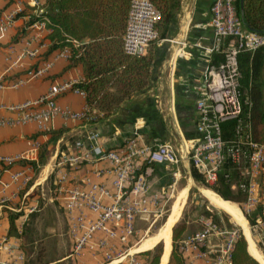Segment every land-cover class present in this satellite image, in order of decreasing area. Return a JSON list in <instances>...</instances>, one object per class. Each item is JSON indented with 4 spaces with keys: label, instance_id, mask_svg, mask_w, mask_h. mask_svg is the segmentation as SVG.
Segmentation results:
<instances>
[{
    "label": "built area",
    "instance_id": "2783aa9c",
    "mask_svg": "<svg viewBox=\"0 0 264 264\" xmlns=\"http://www.w3.org/2000/svg\"><path fill=\"white\" fill-rule=\"evenodd\" d=\"M239 0H214L210 7L212 15L210 25L213 38L210 43H194L196 56L204 62L202 76L195 79L192 85L195 94V123L198 136L186 140L182 150L171 141L146 142L143 134L136 129L126 144L117 149H107L101 144L98 130L86 132L75 142V150L63 157L61 165L69 163L75 167L81 162L109 161L113 164L112 172L116 175L118 193L111 195L100 182L83 184L74 183L66 172L57 181L56 197L62 199L73 222L75 234L74 252L82 253L87 248L106 250L109 240L122 242L125 249L119 254V262L137 264L132 257L131 249H126L135 234V223L138 218L159 217L169 190L153 192L151 182L145 175H136L140 162L160 164L171 171L172 179L181 174V165L186 158L191 166L203 168L204 182L208 186L218 184L221 174L229 181L231 191H238L245 197L246 215L254 217V229L264 238V141H258L253 134L251 122L252 102L244 97L242 91V71L239 58L249 52L256 54L264 51V33L248 29L241 18L238 8ZM34 15L46 13L40 0H34ZM23 9H14L0 14V40L4 39L15 26ZM32 16V17H33ZM31 17V18H32ZM161 12L152 0H131L123 34V48L127 54L146 56L153 42L159 39L157 24ZM47 18L36 20L30 27L38 29L22 43L18 60L40 59L42 62L27 69L15 80L0 77V88H18L36 78L47 75L63 60H70L72 49L65 47L54 52L51 58L43 59V53L50 42L42 40L41 32L48 30ZM40 32V33H39ZM73 46L83 48L85 43L73 40ZM193 57L191 52H179ZM221 55V60L214 62ZM79 79L57 82L44 94L35 99L19 103H0V127H14L35 124L40 131L53 129L57 118L68 121H93L96 118V107L88 103L81 110L63 106L58 97L72 92L86 98V92L77 86ZM232 122L231 136H226L224 124ZM39 148L32 143L29 150L13 154L0 155V164L5 166L13 184L27 185L31 179L32 168L25 167L20 171L11 168L25 159H32ZM126 182H131L125 189ZM111 198L106 203L101 198ZM7 197L0 198L6 202ZM75 213L80 216L76 217ZM204 231L182 240L181 250L187 264H232V250L237 240L235 234L220 248L210 246L209 237L215 236V225L205 221ZM81 229V232H77ZM104 238L99 239L98 235ZM129 246V245H128ZM12 247V246H11ZM10 250L13 249V247ZM1 249V246H0ZM121 248H119V251ZM116 251V250H114ZM112 250L105 252L111 264L117 263ZM23 254L15 260H1L0 264H22Z\"/></svg>",
    "mask_w": 264,
    "mask_h": 264
},
{
    "label": "crops",
    "instance_id": "0c3cea01",
    "mask_svg": "<svg viewBox=\"0 0 264 264\" xmlns=\"http://www.w3.org/2000/svg\"><path fill=\"white\" fill-rule=\"evenodd\" d=\"M40 1L46 6L48 0ZM213 1L172 0V17L165 26V37L152 46L149 85L143 92L134 95L133 100L123 103L110 113H105L96 106L97 114L93 122L87 120L65 122L63 118H57L53 126L57 132L55 137L53 134L40 131L35 124L0 127V155L17 154L29 150L34 142L39 144L32 159H25L11 168L14 172L25 167L32 168V179L27 185L19 187L18 184H13L6 188L5 183L11 179L9 174L4 172L5 166L0 164V198L7 197L6 202H0L1 260H15L19 254H23L22 264H58L70 257L78 256L74 252V221L69 216L63 200L56 197L59 177L66 172L74 183L84 185L89 182H100L111 195L118 193L116 175L112 172L113 164L109 161L94 163L84 161L75 167L69 163L61 165L63 157L73 153L76 140L86 132L98 130L101 144L107 149L123 147L136 129L143 134L146 142L171 141L181 150L186 140L198 136L195 123L196 96L192 85L195 79L202 76L204 62L196 56L197 50L193 45L196 42L208 44L213 38V28L210 25L212 18L210 7ZM14 9L23 10L15 26L4 39L0 40V77L7 80L17 79L28 68L42 62L40 59L28 58L18 60L22 43L38 32V29L30 27L29 23L36 9L34 0H0V14ZM49 33V29L43 30L42 40L50 42L46 39ZM123 34L124 32L120 35L121 39ZM78 40L83 41L85 45L96 41L91 37ZM180 51L191 52L194 56L185 54L184 57H178ZM53 54L54 52L48 58ZM69 63V60L61 59L41 78L18 88H0V103H19L35 99L57 82L75 79L85 81L84 66L79 64L70 67ZM58 102L63 106L81 110L87 99L79 94L67 92L58 97ZM30 161L34 163H24ZM183 166L192 176V166L186 158L183 160ZM136 175L147 176L153 192L168 190L171 186L169 183L173 180L171 171L166 167L146 162L139 163ZM53 185L54 189H51ZM130 185L131 182H126L125 189ZM101 198L106 203L111 201V198L105 195H101ZM47 215H50L48 219ZM75 216L80 215L75 213ZM146 220L147 218L136 220L134 235L140 237L145 235L137 246L148 238L146 234L150 226L145 230L138 227L140 221ZM77 232H81V229H77ZM98 238H104L103 234H99ZM162 241L138 253L152 251L163 243ZM108 244L109 248L106 250L94 248L86 250L92 251L90 253H94L99 261L106 251L119 250L124 246L117 239L109 240ZM11 246H14L12 250ZM137 246L134 248L129 244L126 249L131 247V252L136 253Z\"/></svg>",
    "mask_w": 264,
    "mask_h": 264
},
{
    "label": "trees",
    "instance_id": "16d2710c",
    "mask_svg": "<svg viewBox=\"0 0 264 264\" xmlns=\"http://www.w3.org/2000/svg\"><path fill=\"white\" fill-rule=\"evenodd\" d=\"M161 12L157 24L159 39L165 37V26L172 17V0H152ZM131 0H48L46 13L34 15L29 23L47 18L50 33L46 39L50 41L48 49L43 53L47 59L53 52L65 47H71L72 54L69 66L82 64L85 68V81L77 84L86 92L87 103L98 107L105 113H110L123 103L133 100V96L144 91L149 85L153 59L152 46L149 55L134 56L127 54L123 48L120 35L125 31ZM238 8L244 25L260 33H264V0H239ZM91 37L96 41L86 44L83 48L73 46V40ZM261 51L252 60L249 52L241 54L240 68L242 71V91L244 97L252 102L251 122L256 140L264 141L262 124L264 123L263 82L260 80L262 69ZM221 60V55L214 62ZM94 121V120H93ZM92 121V122H93ZM233 123L224 124L226 136H231ZM48 134L57 135L55 129ZM25 164L34 162H24ZM37 168V167H36ZM195 180L204 183L202 172L191 167ZM211 188L227 201H244V195L235 196L229 187L225 174H221L218 184ZM174 230V241L180 238L181 231ZM162 250H163V243ZM159 244V245H161ZM158 245V246H159ZM162 250L153 257L150 264H159ZM151 251H147L149 253ZM42 262V259L39 258ZM168 264H187L184 255L176 246L172 250ZM232 264H260L248 250V242L240 236L235 241L232 250Z\"/></svg>",
    "mask_w": 264,
    "mask_h": 264
},
{
    "label": "rangeland",
    "instance_id": "374dc122",
    "mask_svg": "<svg viewBox=\"0 0 264 264\" xmlns=\"http://www.w3.org/2000/svg\"><path fill=\"white\" fill-rule=\"evenodd\" d=\"M262 56V69L260 74V80L263 82V94H264V52H260ZM252 58L254 57L253 54H251ZM262 137L264 140V123L262 124ZM74 141V139H73ZM171 186L169 187L168 194L166 195L165 199L169 198L167 203H165L164 208L162 209V212L159 217L155 219L151 215V217L147 218L146 221H140L139 222V229L145 230L148 229V232L146 234V237L149 235H153L156 233L162 225L167 221L169 218V215L171 214V209L173 208L174 202L177 200L178 194L186 189L185 196L182 203V210H181V216L178 220V222L173 227L172 232V250L174 248V245L176 246L178 251H181V242L182 240L188 238L189 236H193L194 234L204 231L205 229V221L210 220L215 225L216 232L215 236L209 237V243L210 246L214 249L220 248V246L225 243L233 234L238 238L240 236H243L245 239L244 231L242 229V226H240L238 223H236L232 217L222 209H219L204 193V189L209 188L213 190L210 186L205 184V182H199L195 180L190 173L185 169V167L181 165V174L177 179H173L169 183ZM51 189H54V185ZM214 191V190H213ZM49 192V191H48ZM215 192V191H214ZM232 194L235 196H240V192L238 191H232ZM224 199V198H223ZM233 204H236L245 218L247 219L248 225L250 227V230L253 234V237L257 243L259 251L263 254L264 253V238H262L260 232L256 231L253 227L255 220L254 217L257 215V213L252 214V216L249 218L246 215V204H245V197L244 201L236 202V201H230ZM51 215V213H49ZM50 215H47V219L50 217ZM44 222V220H42ZM185 225L187 228L183 231H181L180 238L174 241V230L176 229V233L180 229H182L181 226ZM145 235L140 237L137 235H134L133 238H130L129 244L132 246H137L138 242L141 239H144ZM43 238V237H38ZM128 244V245H129ZM130 247V248H131ZM70 250V247H68ZM125 247L123 246L121 250H116L113 252V257L116 258L117 263L113 264H126L125 260L123 262H119V253L124 251ZM162 250V244L157 246L154 250H152L149 253L143 252V253H132V257L137 260V264H150L153 257L158 253L159 254ZM166 250V249H165ZM92 251L85 250L82 253H79L78 256H73L67 259L66 261L58 264H111V259L108 258V256L105 255V253L102 254L99 261L95 258V254L90 253ZM101 255V254H98ZM264 255V254H263ZM171 256V255H170ZM170 260V259H169ZM186 261V260H185ZM169 263V262H168ZM201 264V262L199 263Z\"/></svg>",
    "mask_w": 264,
    "mask_h": 264
},
{
    "label": "bare ground",
    "instance_id": "6f19581e",
    "mask_svg": "<svg viewBox=\"0 0 264 264\" xmlns=\"http://www.w3.org/2000/svg\"><path fill=\"white\" fill-rule=\"evenodd\" d=\"M185 190L178 194L177 200L173 204V209L168 222L164 223L156 233H154L153 235H149L148 238L143 240L139 244V246H137L135 252L152 248L159 241L164 240L165 243L163 241L162 242L163 246H165L166 253L164 252V257L162 256L163 258L161 259L160 264H168L172 250V227L180 218L182 203L186 192ZM204 193L206 194L205 196H207L219 209L227 212L236 223L242 226L244 235L248 242L249 252L260 262V264H264V253L262 254L259 251L257 243L248 225L247 219L245 218L239 207L236 204L223 199L219 194L209 188L204 189Z\"/></svg>",
    "mask_w": 264,
    "mask_h": 264
},
{
    "label": "water",
    "instance_id": "95a60500",
    "mask_svg": "<svg viewBox=\"0 0 264 264\" xmlns=\"http://www.w3.org/2000/svg\"><path fill=\"white\" fill-rule=\"evenodd\" d=\"M242 1H243V0H242ZM203 171H204L203 168L200 167V172H203ZM164 252H165V246H163L162 254H161V257H160V263H161V259H162V256H163ZM171 253H172V250H171ZM170 255H171V254H170Z\"/></svg>",
    "mask_w": 264,
    "mask_h": 264
}]
</instances>
